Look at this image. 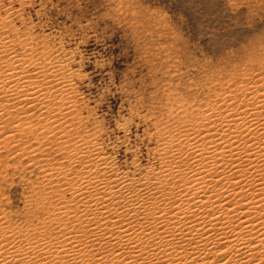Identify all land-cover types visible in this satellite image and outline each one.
I'll list each match as a JSON object with an SVG mask.
<instances>
[{
    "label": "bare ground",
    "instance_id": "obj_1",
    "mask_svg": "<svg viewBox=\"0 0 264 264\" xmlns=\"http://www.w3.org/2000/svg\"><path fill=\"white\" fill-rule=\"evenodd\" d=\"M3 2L0 181L11 159L34 160L36 176L20 221L0 208V264H264V47L251 46L233 84L186 102L174 93L148 132L157 162L123 169L107 148L124 135L104 144L96 119L79 130L75 49L20 34L16 2Z\"/></svg>",
    "mask_w": 264,
    "mask_h": 264
},
{
    "label": "rangeland",
    "instance_id": "obj_2",
    "mask_svg": "<svg viewBox=\"0 0 264 264\" xmlns=\"http://www.w3.org/2000/svg\"><path fill=\"white\" fill-rule=\"evenodd\" d=\"M3 4L20 11L13 19L20 34L31 33L45 45L75 49L73 68L86 75L76 81L80 91L76 98L84 101L77 116L86 122L79 130H90L96 119L94 125H104V144L124 135L127 143L107 148L123 169L132 159L143 166L157 162L152 154L155 137H148L165 120L174 93L186 102L194 91L233 84L251 46L260 52L264 47V0H4ZM21 161L25 170L11 159L14 171L10 166L8 182L0 181V208L9 214L15 211L17 221L23 218L25 196L32 193L27 184L36 176L28 168L34 160ZM1 168L5 173L0 164Z\"/></svg>",
    "mask_w": 264,
    "mask_h": 264
}]
</instances>
